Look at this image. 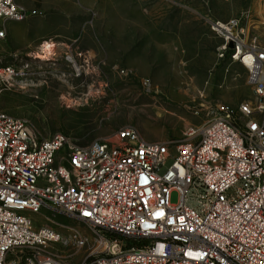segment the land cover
Returning a JSON list of instances; mask_svg holds the SVG:
<instances>
[{
    "label": "built area",
    "instance_id": "obj_1",
    "mask_svg": "<svg viewBox=\"0 0 264 264\" xmlns=\"http://www.w3.org/2000/svg\"><path fill=\"white\" fill-rule=\"evenodd\" d=\"M27 16L0 0V40ZM208 21L222 38L218 58L247 68L252 98L237 110L217 103L181 139L149 141L128 125L81 144L0 110V264H264V47L248 43L238 18ZM16 75L0 64L3 84ZM48 213L94 236L36 227L33 214ZM91 242L79 263L52 250Z\"/></svg>",
    "mask_w": 264,
    "mask_h": 264
},
{
    "label": "rangeland",
    "instance_id": "obj_2",
    "mask_svg": "<svg viewBox=\"0 0 264 264\" xmlns=\"http://www.w3.org/2000/svg\"><path fill=\"white\" fill-rule=\"evenodd\" d=\"M17 2L28 16L9 21L0 40V64L17 71L11 83L0 81V110L27 119L39 134L61 131L88 144L134 125L149 141L177 140L201 127L217 103L237 110L252 98L247 68L218 58L222 38L208 19L238 18L248 43L264 47V0ZM45 42L56 44L53 54ZM69 57L82 66L80 74ZM178 199L174 192L172 201ZM33 218L36 227L94 236L64 215ZM92 244L52 250L79 263Z\"/></svg>",
    "mask_w": 264,
    "mask_h": 264
},
{
    "label": "bare ground",
    "instance_id": "obj_3",
    "mask_svg": "<svg viewBox=\"0 0 264 264\" xmlns=\"http://www.w3.org/2000/svg\"><path fill=\"white\" fill-rule=\"evenodd\" d=\"M56 47V44L53 42H45L44 44V51L47 52L48 54H53V50ZM71 59V57H69Z\"/></svg>",
    "mask_w": 264,
    "mask_h": 264
},
{
    "label": "flooded vegetation",
    "instance_id": "obj_4",
    "mask_svg": "<svg viewBox=\"0 0 264 264\" xmlns=\"http://www.w3.org/2000/svg\"><path fill=\"white\" fill-rule=\"evenodd\" d=\"M27 68L29 69V71H28V72H24V74H26V75L28 74V75H29V74H30V69L33 68V67H31V66L28 64V65H27Z\"/></svg>",
    "mask_w": 264,
    "mask_h": 264
},
{
    "label": "water",
    "instance_id": "obj_5",
    "mask_svg": "<svg viewBox=\"0 0 264 264\" xmlns=\"http://www.w3.org/2000/svg\"><path fill=\"white\" fill-rule=\"evenodd\" d=\"M230 47H231V48L233 47V44H232V43L230 44Z\"/></svg>",
    "mask_w": 264,
    "mask_h": 264
}]
</instances>
